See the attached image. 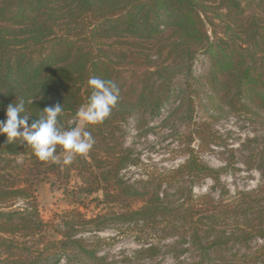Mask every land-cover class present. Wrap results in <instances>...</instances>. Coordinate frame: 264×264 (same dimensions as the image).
Returning <instances> with one entry per match:
<instances>
[{
	"label": "trees",
	"instance_id": "trees-1",
	"mask_svg": "<svg viewBox=\"0 0 264 264\" xmlns=\"http://www.w3.org/2000/svg\"><path fill=\"white\" fill-rule=\"evenodd\" d=\"M251 4L261 15H246ZM261 16L264 0H0V120L15 98L33 97L30 119L60 103L58 125L70 129L90 77L120 89L103 123H83L95 144L69 165L59 146L57 162H42L0 135V264H112L97 235L112 226L138 234L137 260L171 252L175 264H264V137L241 155L257 184L233 193L221 182L229 164L210 166L192 145L212 116L200 121L198 108L264 119ZM198 53L207 67L195 74ZM156 121L184 124L183 159L128 176L140 166L123 142L127 125L151 130ZM205 180L208 190L196 193ZM42 183L70 207L50 220L36 198Z\"/></svg>",
	"mask_w": 264,
	"mask_h": 264
},
{
	"label": "rangeland",
	"instance_id": "rangeland-1",
	"mask_svg": "<svg viewBox=\"0 0 264 264\" xmlns=\"http://www.w3.org/2000/svg\"><path fill=\"white\" fill-rule=\"evenodd\" d=\"M254 4L246 8V15H261ZM260 23L264 24V16H261ZM207 60L202 53H198L193 63V71L199 74L206 69ZM212 113V114H210ZM196 118L204 121L208 119L206 132L202 140H195L192 145H199V154L202 159L213 167L228 165L227 172L221 176V182L231 193L237 189L254 187L259 180V173L249 169L244 163L243 153L247 155L250 149L256 146V141L264 137V119H253L249 116L230 112L222 109L219 112H209L202 108L196 110ZM158 121L148 126L136 128L134 124L127 125L123 138L124 144L131 149V152L138 157L140 168H130L128 176L139 177L143 174L144 168L148 170L169 167L179 163L183 156L179 152L180 143L176 137V131L184 128L183 123L176 122L171 128L157 126ZM83 122L77 121V127H82ZM251 140L249 143L248 141ZM210 182L205 180L195 188L196 193L208 190ZM36 198L39 204L40 215L44 220L52 219L53 212H59L70 208L59 191H52L46 183L39 184L36 191ZM16 206H24L23 200L15 202ZM130 226L109 227L101 233H97L101 241L99 250L107 257L112 264H175V255L171 252H162L152 260H137L133 257L135 249L140 247L141 242L137 241L138 234L130 229ZM87 236L92 237L93 234ZM167 241L166 243H169ZM260 242V241H259ZM257 244L252 243V247ZM186 254L180 256L183 258ZM131 258V259H130ZM179 258V259H180ZM59 264H78L77 261L63 259Z\"/></svg>",
	"mask_w": 264,
	"mask_h": 264
},
{
	"label": "clouds",
	"instance_id": "clouds-1",
	"mask_svg": "<svg viewBox=\"0 0 264 264\" xmlns=\"http://www.w3.org/2000/svg\"><path fill=\"white\" fill-rule=\"evenodd\" d=\"M87 86L91 89L90 95L86 104L75 113V118L84 124L98 125L116 106L120 89L113 80L96 76L88 79ZM32 99L15 98V103L7 105L6 119L0 120V135L6 137L7 143L18 140L42 162H57L59 146L64 153V165L71 164L76 155L87 154L92 149L95 139L91 132L81 127L62 129L58 125V117L64 111L60 103L45 107L38 117L30 119L32 116L26 112V103L32 104Z\"/></svg>",
	"mask_w": 264,
	"mask_h": 264
}]
</instances>
